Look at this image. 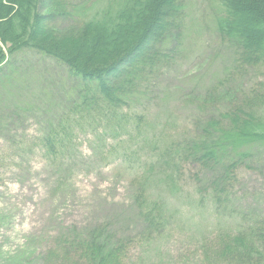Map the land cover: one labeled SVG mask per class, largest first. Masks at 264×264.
<instances>
[{
  "label": "rangeland",
  "instance_id": "374dc122",
  "mask_svg": "<svg viewBox=\"0 0 264 264\" xmlns=\"http://www.w3.org/2000/svg\"><path fill=\"white\" fill-rule=\"evenodd\" d=\"M107 1L63 0L74 20L80 17L76 8H90L94 13ZM184 2L182 33L177 39L172 29L164 43L174 48V56L163 60L158 57L154 66H146L138 79V90L133 91V107L149 116V129L174 138L193 128L200 111L209 113L233 105L239 92L260 88L264 82V64L236 62L235 48L219 35L216 19L223 11L222 0ZM251 11L249 18L260 17L258 10ZM50 20L58 26L68 24L56 15ZM163 20H153L156 32ZM254 20L250 22L255 29ZM0 45L7 49L1 41ZM147 47L148 43L144 44L140 52ZM170 52L166 50L165 54ZM14 55L12 76L18 82L10 81L6 86L10 90L3 92L11 94L0 102V264H40L63 234L108 216L121 231L137 235L129 249L128 264H205L211 241L238 224L236 217L242 208L264 213V169L255 168L264 166V157L257 158L251 169L239 171L236 198L223 209L202 198L197 190L199 179L205 181L207 174L185 163L174 191L164 188L167 186L149 191L153 200L158 199L163 223L155 236L142 241L138 235L144 225L137 222L136 215H128L127 209L134 177L145 170H141L143 163L150 162L145 154L151 156L152 150L144 147L143 152L122 158L124 151L118 148L107 155L105 146L113 142V135L99 130V122L91 113L88 119H81L70 112V145L63 149L61 159L49 156L38 140L51 127L54 116L68 112L77 80L60 63L33 50ZM222 80L219 89L229 90L228 96L214 92L206 95L208 87L218 86ZM11 113L16 116L10 117ZM2 123L5 125L1 127ZM95 130H99V138ZM119 138L127 139L125 134ZM19 141L24 143L17 146ZM61 161L65 165L60 166Z\"/></svg>",
  "mask_w": 264,
  "mask_h": 264
},
{
  "label": "trees",
  "instance_id": "16d2710c",
  "mask_svg": "<svg viewBox=\"0 0 264 264\" xmlns=\"http://www.w3.org/2000/svg\"><path fill=\"white\" fill-rule=\"evenodd\" d=\"M222 4L216 27L221 38L235 48L236 62L264 64V0H222ZM185 7L184 0H108L94 13L90 8L74 7L80 14L74 20L63 0H0V41L7 48L0 45V102L11 94L3 92L10 90L6 88L10 81L18 82L12 76L18 51L33 50L50 58L77 80L67 115L54 116L51 127L38 140L49 156L61 159L63 149L70 145L71 113L81 119H88L91 113L99 122L98 129L113 135V142L105 146L107 155L118 148L124 151L122 158L143 152L144 147L152 150L151 156L145 154V160H150L143 163L141 170H145L134 177L127 209L128 215H136L137 222L144 225L138 235L142 241L155 236L163 223L158 199L153 200L149 191L152 187L174 191L182 165H196L207 174L205 181L199 179L197 190L202 198H209L216 208L223 209L236 198L239 171L251 169L257 158L264 157V82L260 83L262 88L254 86L239 92L233 105L209 113L200 111L193 128L175 138L149 129V116L134 109L133 91L139 87L138 79L145 67L154 66L158 57L163 60L174 56V48L164 43L172 29L176 30L175 38L180 37ZM251 8L258 10L260 17L249 18ZM55 15L68 24H53L50 19ZM158 18L165 22L156 32L153 20ZM252 18L256 30L251 28ZM147 43L148 47L140 52ZM166 50L171 51L169 55ZM223 81L208 87L206 95L214 92L228 96L229 90L219 89ZM99 130H95L98 138ZM122 134L127 139L119 138ZM134 139L135 144H130ZM21 143L24 141L16 144ZM62 163L60 166L65 165ZM256 210L242 208L238 212V224L211 241L205 264H264V213ZM133 224L138 228L137 223ZM136 238V234L118 229L108 216L63 234L40 264H128L129 249Z\"/></svg>",
  "mask_w": 264,
  "mask_h": 264
},
{
  "label": "bare ground",
  "instance_id": "6f19581e",
  "mask_svg": "<svg viewBox=\"0 0 264 264\" xmlns=\"http://www.w3.org/2000/svg\"><path fill=\"white\" fill-rule=\"evenodd\" d=\"M164 22H165V20L161 23V27L163 26Z\"/></svg>",
  "mask_w": 264,
  "mask_h": 264
}]
</instances>
